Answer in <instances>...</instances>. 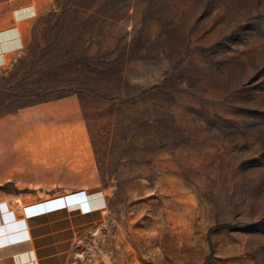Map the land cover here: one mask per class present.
I'll list each match as a JSON object with an SVG mask.
<instances>
[{"label":"rangeland","instance_id":"1","mask_svg":"<svg viewBox=\"0 0 264 264\" xmlns=\"http://www.w3.org/2000/svg\"><path fill=\"white\" fill-rule=\"evenodd\" d=\"M0 133L6 200L70 209L69 264H264V0L49 1Z\"/></svg>","mask_w":264,"mask_h":264},{"label":"crops","instance_id":"2","mask_svg":"<svg viewBox=\"0 0 264 264\" xmlns=\"http://www.w3.org/2000/svg\"><path fill=\"white\" fill-rule=\"evenodd\" d=\"M49 1L0 0V70L21 57L29 30ZM1 138L0 133L4 146ZM69 212L49 204L16 210L0 189V264H69Z\"/></svg>","mask_w":264,"mask_h":264}]
</instances>
